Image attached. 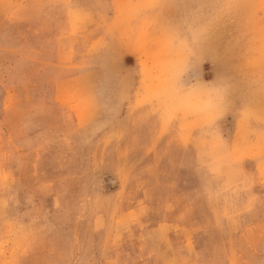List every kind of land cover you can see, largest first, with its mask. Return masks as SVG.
<instances>
[{"label": "rangeland", "instance_id": "obj_1", "mask_svg": "<svg viewBox=\"0 0 264 264\" xmlns=\"http://www.w3.org/2000/svg\"><path fill=\"white\" fill-rule=\"evenodd\" d=\"M0 264H264V0H0Z\"/></svg>", "mask_w": 264, "mask_h": 264}]
</instances>
